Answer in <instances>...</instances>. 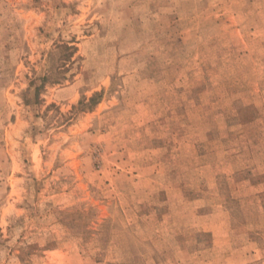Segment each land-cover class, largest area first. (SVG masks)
Here are the masks:
<instances>
[{"label":"rangeland","instance_id":"374dc122","mask_svg":"<svg viewBox=\"0 0 264 264\" xmlns=\"http://www.w3.org/2000/svg\"><path fill=\"white\" fill-rule=\"evenodd\" d=\"M0 264H264V0H0Z\"/></svg>","mask_w":264,"mask_h":264}]
</instances>
